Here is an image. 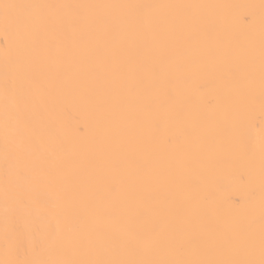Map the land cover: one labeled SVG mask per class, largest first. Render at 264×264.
<instances>
[{"label":"bare ground","instance_id":"6f19581e","mask_svg":"<svg viewBox=\"0 0 264 264\" xmlns=\"http://www.w3.org/2000/svg\"><path fill=\"white\" fill-rule=\"evenodd\" d=\"M0 264H264V0H0Z\"/></svg>","mask_w":264,"mask_h":264}]
</instances>
